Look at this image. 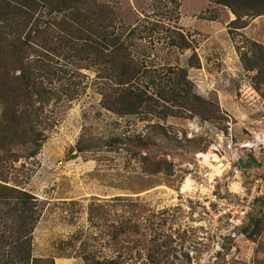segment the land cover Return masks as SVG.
<instances>
[{
    "label": "rangeland",
    "instance_id": "1",
    "mask_svg": "<svg viewBox=\"0 0 264 264\" xmlns=\"http://www.w3.org/2000/svg\"><path fill=\"white\" fill-rule=\"evenodd\" d=\"M117 1L123 19L117 30L132 57L162 78L170 67H187L194 51L200 68H189L188 79L222 118L119 116L102 105L110 85L99 69L55 60L72 77L73 98L63 94L44 109L48 123L36 157L0 168L9 186L41 204L33 257L84 264L80 251L86 246L98 259L120 254L124 264H264V203L252 214L260 235L250 240L217 220L212 202L238 184L264 180V97L256 71H248L241 57L252 55V43L264 48V16L245 20L247 26L237 30L231 25L235 16L212 0ZM169 29L183 33L193 50L171 47ZM146 85L153 93L144 79ZM110 139H138L147 146L99 148ZM158 162L170 172L164 167L151 174ZM97 206L98 215L91 216Z\"/></svg>",
    "mask_w": 264,
    "mask_h": 264
},
{
    "label": "trees",
    "instance_id": "2",
    "mask_svg": "<svg viewBox=\"0 0 264 264\" xmlns=\"http://www.w3.org/2000/svg\"><path fill=\"white\" fill-rule=\"evenodd\" d=\"M117 0H0V168L22 157H36L44 143L48 123L44 109L65 94L72 99V77L63 74L55 60L63 58L88 62L101 71L110 87L102 93V105L119 116L154 112L163 118L197 116L204 120H221L219 107L199 97L188 79V69H199L193 51L187 67L168 68L169 75L159 77L148 72L143 63L132 57L123 34L117 30L123 21ZM228 9L235 29L247 26L245 20L264 16V0H212ZM122 28V27H121ZM169 44L179 51L193 50L192 43L180 31L168 30ZM242 53L248 71H256V88L264 97V48L252 43V55ZM149 80L143 89L141 83ZM162 81V82H160ZM60 87L56 88V83ZM173 108H176L174 110ZM154 129L161 128L155 127ZM110 139L99 148L120 150L134 145L145 148L146 141ZM101 146V147H100ZM125 148V147H124ZM82 151V149H79ZM140 155L132 153L133 158ZM148 166L150 159L142 158ZM142 161V160H141ZM151 174L169 170L167 163L151 164ZM170 172V170L168 171ZM241 231L247 238L260 235L259 221L252 219ZM101 206L90 209L98 215ZM40 202L30 193L9 186L0 171V263L54 264L53 259L33 257V232L40 221ZM252 229L251 232L249 230ZM84 264H124L120 254L98 259L81 246Z\"/></svg>",
    "mask_w": 264,
    "mask_h": 264
},
{
    "label": "built area",
    "instance_id": "3",
    "mask_svg": "<svg viewBox=\"0 0 264 264\" xmlns=\"http://www.w3.org/2000/svg\"><path fill=\"white\" fill-rule=\"evenodd\" d=\"M264 201V180L254 179L247 186L238 184L236 191L224 196L214 197L213 213L217 220L230 225L234 230H241L250 222L254 203Z\"/></svg>",
    "mask_w": 264,
    "mask_h": 264
},
{
    "label": "bare ground",
    "instance_id": "4",
    "mask_svg": "<svg viewBox=\"0 0 264 264\" xmlns=\"http://www.w3.org/2000/svg\"><path fill=\"white\" fill-rule=\"evenodd\" d=\"M216 163H219L220 161L219 160H214ZM186 189H190V183H187L186 186H185ZM194 189V188H193ZM205 190V189H204Z\"/></svg>",
    "mask_w": 264,
    "mask_h": 264
}]
</instances>
